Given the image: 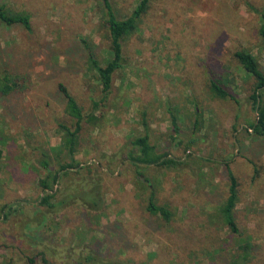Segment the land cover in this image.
<instances>
[{
    "label": "rangeland",
    "instance_id": "1",
    "mask_svg": "<svg viewBox=\"0 0 264 264\" xmlns=\"http://www.w3.org/2000/svg\"><path fill=\"white\" fill-rule=\"evenodd\" d=\"M109 1L121 18L139 0ZM0 4L31 22L30 30L0 22V76L16 83L0 90V264H228L239 238L253 245L246 264H264V135L249 128L255 79L234 57L249 51L264 73V0H151L122 42L124 61L97 122L83 123L75 158L90 168L60 177L52 208L41 203L38 179L41 149L56 169L57 124L71 125L58 83L92 111L102 91L85 44L103 65L108 30L99 0ZM211 79L236 101L213 96ZM143 117L150 143L178 164L147 165L140 177L127 152L144 133ZM226 162L238 181L237 233L219 212ZM94 182L97 206L86 195ZM150 190L172 211L169 221L146 210Z\"/></svg>",
    "mask_w": 264,
    "mask_h": 264
},
{
    "label": "trees",
    "instance_id": "2",
    "mask_svg": "<svg viewBox=\"0 0 264 264\" xmlns=\"http://www.w3.org/2000/svg\"><path fill=\"white\" fill-rule=\"evenodd\" d=\"M99 1L102 13L101 21L108 30L109 57L102 65L95 57L93 48L89 43L85 44V48L87 50L88 64L91 69L95 70L101 84L102 97L99 100L91 99L93 108L91 112L86 114L74 96L69 92L65 84L61 82L58 83V89L65 99L64 112L70 117L71 125L62 122L57 124L58 131L61 135L60 144L58 147L51 148V150L58 151V167L56 169L51 168L49 150L41 149L40 151V164L45 170L44 176L38 179V185L42 188L44 193L41 196V203L51 208L55 205L51 200L56 192L54 187L58 184L60 177L69 172H78L84 167L90 168L88 165H81V162L75 158V154L80 147V134L83 128V123L88 122L95 124L97 122L98 116L95 112L110 92L114 72L122 66L124 61L122 42L127 36L138 29V22L141 16L148 10L151 0H139L131 13L121 18L116 16L109 0ZM259 15L261 23L258 33L264 40V11H259ZM0 22L7 26L18 24L26 30L31 29L30 14L19 11L14 12L5 4H0ZM234 57L242 65L243 69L255 79L249 99L252 102L253 108L257 112V119L250 124L249 128L257 135H264V101L262 99L264 73L260 69L257 59L249 51L245 49L237 50L234 52ZM0 78H2L0 80L2 82L0 84V90L4 94L9 93L15 88L16 83L10 79V76L4 74L3 76H0ZM221 83L220 80L217 81L211 79L209 81L211 94L219 98L229 97L236 101L233 94ZM171 120L172 123L176 125V118L174 115ZM142 123L144 126V133L131 139V146L127 152V158L136 169L135 172L137 175L142 177V171L140 169L147 165L170 167L171 165L178 164V162L172 157H169L166 152H157L155 145L151 144L149 141L147 122L144 117L142 118ZM2 156L3 151L0 148V161ZM225 169L228 177V193L227 197L220 205L219 212L220 217L230 231L237 233L238 228L234 211L238 201V181L227 162L225 163ZM141 180L144 181L142 178ZM99 192V184L94 182L91 184L86 194L89 197L88 199L95 206H97V199H94V196H98ZM60 203H63V200H60ZM146 210L153 215L161 217L165 221H169L173 215L168 206L159 204L156 201L153 190H150L148 194ZM252 250L253 245L249 238H239L228 264H246L253 255Z\"/></svg>",
    "mask_w": 264,
    "mask_h": 264
}]
</instances>
